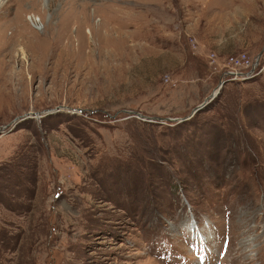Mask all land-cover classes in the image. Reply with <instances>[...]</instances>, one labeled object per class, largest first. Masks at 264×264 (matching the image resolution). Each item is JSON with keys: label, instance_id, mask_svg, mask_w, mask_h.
Segmentation results:
<instances>
[{"label": "rangeland", "instance_id": "1", "mask_svg": "<svg viewBox=\"0 0 264 264\" xmlns=\"http://www.w3.org/2000/svg\"><path fill=\"white\" fill-rule=\"evenodd\" d=\"M0 7V264H264V0Z\"/></svg>", "mask_w": 264, "mask_h": 264}, {"label": "water", "instance_id": "2", "mask_svg": "<svg viewBox=\"0 0 264 264\" xmlns=\"http://www.w3.org/2000/svg\"><path fill=\"white\" fill-rule=\"evenodd\" d=\"M224 84V82H220L219 83V89L217 90V92L215 93V94H211L210 96H209V98H207L203 103H201L198 107H196L195 109H193V111H196V110H199L200 108H202L205 104H207V102L211 99V98H213V96H215V95H217V93L219 92V90H220V87L222 86ZM208 100V101H207ZM135 115L136 116H140V114L139 113H135Z\"/></svg>", "mask_w": 264, "mask_h": 264}, {"label": "built area", "instance_id": "3", "mask_svg": "<svg viewBox=\"0 0 264 264\" xmlns=\"http://www.w3.org/2000/svg\"><path fill=\"white\" fill-rule=\"evenodd\" d=\"M255 64H256V62H255ZM254 65V64H253ZM251 66V70L250 71H248V72H246V74H245V76L246 77H249V76H251L252 75V72H253V70L255 69V66ZM231 74H234L235 75V72H231ZM241 76H243V75H241Z\"/></svg>", "mask_w": 264, "mask_h": 264}, {"label": "bare ground", "instance_id": "4", "mask_svg": "<svg viewBox=\"0 0 264 264\" xmlns=\"http://www.w3.org/2000/svg\"><path fill=\"white\" fill-rule=\"evenodd\" d=\"M2 5V4H1ZM1 8V7H0ZM16 29V27H14V30Z\"/></svg>", "mask_w": 264, "mask_h": 264}]
</instances>
